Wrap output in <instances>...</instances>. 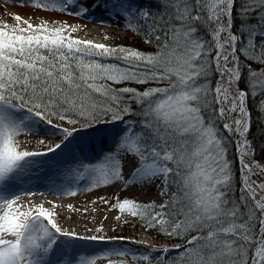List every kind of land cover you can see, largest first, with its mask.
<instances>
[{
  "label": "snow or ice",
  "instance_id": "6c2138e0",
  "mask_svg": "<svg viewBox=\"0 0 264 264\" xmlns=\"http://www.w3.org/2000/svg\"><path fill=\"white\" fill-rule=\"evenodd\" d=\"M31 5L84 19L115 17L144 43L155 42L157 51L82 40L73 36L79 25H33L18 14L14 19L26 27L0 26V264H73V259L96 264L99 257L73 258L67 249L77 240L127 239L64 229L55 219V204L25 209L23 197L36 193L17 186L48 163L41 158L55 159L83 137L111 145L97 162L69 170L89 182L87 191L120 183L122 190L155 186L168 197L159 205L119 196L111 204L100 197L111 204L109 210L118 209L117 220L138 218L146 231L183 240L174 247L145 245L149 253L133 258L146 264H264V195L256 199L264 180L252 179L264 175V165L255 161L248 139L249 101L264 114V0H31ZM44 129L59 139H40L43 150L29 149L20 139ZM229 143L240 166L239 201L231 196ZM125 168L131 169L127 178ZM173 250L179 260L169 258Z\"/></svg>",
  "mask_w": 264,
  "mask_h": 264
},
{
  "label": "rangeland",
  "instance_id": "374dc122",
  "mask_svg": "<svg viewBox=\"0 0 264 264\" xmlns=\"http://www.w3.org/2000/svg\"><path fill=\"white\" fill-rule=\"evenodd\" d=\"M17 14L21 16L23 20H27L33 25H40L44 22H47L49 26H58L62 23H67L69 25H79L80 30L76 33H73V36L82 40H92L95 43H103L110 46L125 45L149 53H154L157 51L155 42L152 44L144 43L142 37L135 35L132 31L126 30L123 27V21L117 22L115 19L109 20L105 16L102 17L104 20L103 23L89 22L92 19H84L57 11L40 10L33 7L31 3H25L21 5L20 3L12 2V0H8V2H5V0H0V26L6 24L9 26V29L17 26L26 27V25L23 24V20L18 22L14 19L15 15ZM97 15L100 16V14ZM105 36H109L111 39H105ZM213 55H215V53H213ZM216 79V75H213L211 78L213 86L215 85ZM132 86L140 87V90H143V87L155 85ZM53 122L61 123L63 126L70 127V125L58 120H54ZM222 123L223 121L219 122L220 125H222ZM220 132L221 135H227V133L223 131L222 127L220 128ZM232 145L233 143H229V149L232 148ZM252 179L264 180V175H255L252 177ZM119 186L120 187L113 188L112 190L107 189V186H100L92 191H87L86 189L89 186H86L85 188H82V191L79 190L78 195L70 198V200H72L70 204L72 208L70 209L69 207H66L64 210H62L61 214L65 216V214L70 213L75 217H80L82 215L95 216V218L101 219L103 221L104 227H102V233H96L95 231L93 234L106 235L108 237H126L127 239L119 241H95L92 244H84L85 247L87 246L89 248L88 251H86L85 254L79 253L71 255V257H99L96 259V264H109L110 261L112 264H120L121 261L126 262V264H130L132 262H135L136 264H146L145 261L141 260L138 262L139 259L133 258L142 255L140 251H138L140 249L144 250L146 254L149 253V248L145 247V245L152 247L153 245H155V247L165 245L168 247H174L177 244H181V242L177 243L175 240L160 239L161 234H159L155 229L146 231L142 226V223L137 220V218L123 215L121 220H117L116 216L121 215L118 212V209L109 210L111 204L116 203L115 198L117 196H119L121 200L124 198H133L143 203L155 201L157 205L168 199L167 196H160L156 187L150 191H143L138 188H134V186L128 187L127 190H122L121 184ZM260 193L262 194H258V197H260V195H264V192L261 190ZM100 197H105L111 202V204H104L100 200ZM55 219H57L58 223L61 222L58 216H56ZM125 220L127 223L124 222ZM65 229L72 230L73 228ZM61 240L63 241L64 239L61 238ZM138 242L142 244L141 247H138L136 244H134ZM107 244L114 249L117 248L120 249V251H125L127 255L117 256L115 253L109 254L107 256L100 255L102 250H106ZM150 254L153 256L158 255L156 252H151ZM168 255L170 259L179 260L178 250H173ZM73 264H75V259H73Z\"/></svg>",
  "mask_w": 264,
  "mask_h": 264
},
{
  "label": "bare ground",
  "instance_id": "6f19581e",
  "mask_svg": "<svg viewBox=\"0 0 264 264\" xmlns=\"http://www.w3.org/2000/svg\"><path fill=\"white\" fill-rule=\"evenodd\" d=\"M89 22H94L95 20H101L102 17L99 15H96L94 18H91ZM96 23V22H95ZM63 126V125H62ZM66 127V126H63ZM52 130L51 129H44L43 134H33L29 136H21L20 139L22 141H27V147L29 149L34 150H43L45 146H42L38 143L40 139H45L47 142H53L54 140H58L59 136L52 137L51 135ZM77 141H73L71 145H69L68 148H66L63 153L57 152L55 155V159H53L52 156L43 157L41 159L47 160L48 163L44 165L42 169L39 170V172L33 171L30 173V177L26 179V181L21 182L17 187L20 190H28L31 189L33 192H35V195L32 196H24L22 199L23 204L25 205V209L31 208L33 205H39L43 204L46 208H53V204L56 205V207L53 209L60 218L61 222H59L60 226L62 228H69L81 235H93V232L97 228L104 227V223L101 219L95 218V216L91 215H85L80 217H75L71 215L70 213L65 214L63 216L61 214L62 210H64L66 207H68L71 204L70 198H73L74 196L61 194L65 193L68 190H74L77 192V195L79 194V190L82 191V188H85L86 186H89V182L87 180L80 181L77 180L76 176L69 173V170L71 166L67 163L68 159L72 160L75 163L76 169L80 168L81 163H94V161L90 160L93 156V153L90 148V144L84 142L85 145L81 146L79 149V146H76ZM96 145L101 144L100 141L95 142ZM81 148L83 151H81ZM104 152V151H103ZM100 151L97 153V157L100 155ZM131 169L125 168L124 175L127 178L129 176ZM120 183H114L112 185L107 186V189H113L120 187ZM155 186L151 188H138L143 191H150ZM16 190V189H14ZM51 202V203H50ZM71 227V228H70ZM77 241H73L74 248H70L73 251L78 250V248H81V244H79ZM88 244H92V241H86ZM130 242V241H129ZM86 244V243H85ZM138 247H141V243H134ZM120 251V249H114L113 247L108 246L106 250H102L100 252V255L107 256L109 254L115 253ZM141 254H146L144 250H138ZM144 251V252H143ZM95 252V251H93ZM102 253V254H101ZM70 254V253H69ZM71 257V255H69ZM141 260H138V262ZM143 261V260H142ZM130 264H136L135 262H132Z\"/></svg>",
  "mask_w": 264,
  "mask_h": 264
},
{
  "label": "trees",
  "instance_id": "16d2710c",
  "mask_svg": "<svg viewBox=\"0 0 264 264\" xmlns=\"http://www.w3.org/2000/svg\"><path fill=\"white\" fill-rule=\"evenodd\" d=\"M235 31V29H234ZM201 35H204L205 39H209L210 36L208 35L206 30H201ZM243 60V57H241ZM258 67V65L253 64V68ZM261 97H257L260 99ZM249 107L252 111V127L251 131L248 134V139L252 142V145L255 148V160L260 162V164L264 165V114L259 113L256 110L255 101H249ZM228 158L232 162L233 167V191L231 196L233 199L239 201L241 192H240V181H239V163L237 160L236 149L235 145H232V148L229 149ZM248 206L251 207V201L248 202ZM141 223L142 221L137 218ZM195 234V233H193ZM160 239L162 240H175L178 242L183 243V240L178 238H169L164 235H160Z\"/></svg>",
  "mask_w": 264,
  "mask_h": 264
}]
</instances>
